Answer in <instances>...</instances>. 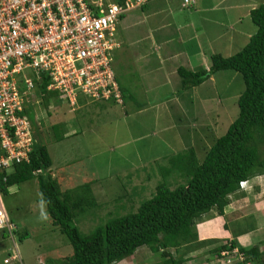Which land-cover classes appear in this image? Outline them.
<instances>
[{
	"label": "rangeland",
	"instance_id": "obj_1",
	"mask_svg": "<svg viewBox=\"0 0 264 264\" xmlns=\"http://www.w3.org/2000/svg\"><path fill=\"white\" fill-rule=\"evenodd\" d=\"M262 3L264 0H243V5L236 12L241 17L249 19L253 28L250 32L252 34L256 32L257 26L246 13L252 6L256 7ZM138 12V10L128 12L123 20V26L128 28L124 30L126 44L123 53H125L120 52L121 47L116 50L114 69L126 89V82L129 79L138 80L134 81L133 87L141 90L136 97L140 104L144 102L158 104V100L164 101L172 92L177 93L182 89L181 84L176 88L181 77L178 75L179 79L171 77L170 80H164L163 74H159L158 71L156 76L150 75L154 76V80L149 81L140 76L142 63L135 58L137 55L135 50L143 51L145 46L135 41L146 33L148 28L137 22L136 25H131L134 23L130 21L131 17ZM168 36L170 37V34ZM247 39L249 41V38ZM240 43L242 42L239 41L238 45ZM174 47L178 49L182 48V45ZM241 48L236 46L233 54ZM149 55L148 61L142 64L145 71L160 68L159 55H154L153 59L152 55ZM188 62L190 61L184 57L179 62L166 61L163 66L174 72L179 65L186 64L188 67ZM209 64L211 60L208 61ZM195 65L199 70V64ZM208 65L206 64L207 67ZM164 71L165 68L163 73ZM194 88L182 89L185 90L182 94L183 103L187 106L186 116H179L177 113L168 116L158 112L156 117V112L150 111L143 115L133 112L128 115L123 106L109 102H104L106 105L95 102L98 106L96 110L93 108L95 103L85 104L86 98H83L84 105L76 113V110H72L62 99L63 102L57 104L52 100L48 106L43 104L39 106L36 103L39 101L35 100V135L39 133V139L48 146L53 159L52 172L61 182L62 189L73 188L87 180L92 181V194L98 206L76 218L83 236L91 234L96 228L104 226L114 218L136 212L141 203L155 192L157 184L155 180H158L156 168L168 165L173 153L178 151L176 148L189 146L188 140L191 143H199L197 151L199 157L203 158L205 147L208 148L215 139L225 134L239 113L238 97L245 88L242 75L233 70H222L214 74L212 79ZM80 115L82 119L78 120ZM186 117L192 120V126L196 124L198 129L195 136L188 140L186 139L188 133L184 132L182 137L178 126L185 121L186 124L182 127H188ZM58 123L66 124L68 129L65 139L60 142L55 140L52 131V126ZM178 181L175 178L171 180L172 184L170 181L169 183L174 188L179 184ZM257 185L264 192V178L258 179ZM263 192L258 197L259 201L261 200L258 202L261 208H264ZM232 198L233 196H230V201ZM4 202L9 219L17 226V233L14 234L12 241L6 229L0 230V264H42L47 259L64 258L73 252L68 237L53 224L46 203L41 199L37 178L10 187ZM216 210L214 208L211 214L196 219L194 230L197 234L202 233L199 223L215 218L213 213ZM243 222H246L244 225L247 226L254 225L249 218H245ZM20 233L27 236L20 239ZM259 246L261 247V244ZM262 246L264 248V243ZM14 248L19 253L20 261L10 258ZM137 251L133 258H128L130 260L123 259L115 264H162L165 260L159 252L153 251L147 245ZM171 251L174 252V249ZM193 254L196 255V251ZM6 258H10V261L5 262ZM195 258L202 260L204 264L206 261L208 264H228L215 262V258L211 257L207 250Z\"/></svg>",
	"mask_w": 264,
	"mask_h": 264
},
{
	"label": "trees",
	"instance_id": "obj_2",
	"mask_svg": "<svg viewBox=\"0 0 264 264\" xmlns=\"http://www.w3.org/2000/svg\"><path fill=\"white\" fill-rule=\"evenodd\" d=\"M250 18L257 30L239 51L227 57L211 53L209 68L202 66L199 70H192L181 66L178 69L182 89L199 86L222 70L240 73L245 88L238 97L237 117L225 134L205 147L203 158L199 157L197 144L173 153L168 165L156 168L155 192L153 190V195L144 200L136 212L114 218L83 236L76 218L98 206L92 194V181L62 189L61 182L52 172L53 159L49 148L39 139V133L35 135L29 160L15 164L11 172L1 174L0 177H7L5 182L0 180L4 197L10 187L37 178L41 199L46 203L53 224L72 244L71 254L60 259H47L42 264H115L133 258L144 245L165 258L162 264H188L184 255L216 243L207 250L215 262L219 261L216 256L221 257L223 249L239 247L245 254V264H264V248L259 245L247 248L235 240L226 243H218V239L199 240L194 230L195 218L200 215L214 208L223 214L230 196H238L242 180L264 175V3L250 11ZM48 83L46 75L38 82L39 91L34 99L39 101L36 102L39 106H48L52 100L56 104L63 102L57 90L47 89ZM118 83L120 85L119 80ZM120 88L124 98L122 104L108 100L96 103L123 106L130 95L122 85ZM96 103L93 108L98 110ZM79 109H75L76 113ZM35 110L34 101L27 111L34 126ZM80 119L82 115L78 117ZM52 131L55 140L60 142L65 139L68 129L66 124L58 123L52 126ZM175 178L179 184L172 188L171 180ZM25 236L27 234L19 235L20 239ZM182 248L184 254L179 252Z\"/></svg>",
	"mask_w": 264,
	"mask_h": 264
},
{
	"label": "built area",
	"instance_id": "obj_3",
	"mask_svg": "<svg viewBox=\"0 0 264 264\" xmlns=\"http://www.w3.org/2000/svg\"><path fill=\"white\" fill-rule=\"evenodd\" d=\"M148 1L0 0V176L30 158L36 136L27 111L43 75L49 78L47 89L57 90L72 110L84 105L83 98L85 104L123 103L114 69V53L121 47L118 24ZM0 180L5 182L6 175ZM16 228L0 189V230L14 241ZM216 257L245 264V254L236 247ZM10 258L20 261L16 248Z\"/></svg>",
	"mask_w": 264,
	"mask_h": 264
},
{
	"label": "crops",
	"instance_id": "obj_4",
	"mask_svg": "<svg viewBox=\"0 0 264 264\" xmlns=\"http://www.w3.org/2000/svg\"><path fill=\"white\" fill-rule=\"evenodd\" d=\"M242 5L243 0H190L188 3H185V0H149L145 5L131 10V12L135 10L139 11L138 14L131 17L130 21H134L131 25H136L137 22L148 28V31L135 41L139 45L143 43L142 45L145 46V50L143 51L139 49L135 50L137 52L135 58L139 59L140 63L145 64L148 61L147 58L150 56L149 54L152 55V59L153 56L157 54L160 57L158 59V66H160V68L158 69L145 71L146 69L140 64V76L142 75L143 79L146 80H154V76L150 75L156 76V72L158 71L159 74H163L164 80H170L171 77L179 79L181 75L178 69L184 65H179L175 68L174 72H172L163 66L166 61L179 62L180 59L186 57L190 62H188V67H186V64L184 67L197 70L196 68L198 67L195 64H199V69L202 66L207 67L206 64L208 65V61L211 60V53H220L226 57L231 56L236 46L241 48V46L247 44V38L252 35L250 32L253 31L249 19L247 20L236 13ZM253 8H255V6H252L249 12L246 13V15L248 14L247 17H250V11ZM126 17L127 13L121 17L118 24L117 35L121 43V53L125 50L124 46L126 44L124 30L128 28H125L122 24ZM168 34H170V37ZM238 40L242 42L240 45H238ZM178 45H182V48L179 47L176 49L174 47ZM210 65L211 64L208 66ZM164 68L166 71L163 73ZM213 76L214 75H212L210 79H212ZM117 78L119 80V77ZM134 81L138 80L129 79L126 82V89L119 80L120 85H122L130 95H128L129 97L126 98V103L123 105L126 114L129 115L133 112L138 115H143L148 111L156 112V117H158V112L168 116H173L174 113H177L179 116L186 114L185 107L187 106L183 103L184 95L182 93L191 88L185 90L179 89L177 93L174 91L172 95L166 97L164 101L163 99L158 100V104L154 102H144L140 104L139 99L136 97L139 96L138 94H140L139 92H141V90L133 87ZM147 84L148 82H146V85ZM180 84L182 85V79L180 83L176 84V88H178ZM143 85L145 86L144 83ZM193 89L195 88L193 87ZM146 94H149L148 89L146 90ZM186 118L188 127H182L186 124L185 121L178 126L180 127L179 131L180 134L182 133V137L185 133H188V137L186 138L188 140L195 136V132H197L198 129L196 128V124L192 126V120L188 117ZM187 142H189V146L176 149L180 151L199 144L194 142L191 143L189 140ZM260 178H264V175L256 176L250 180L254 190L253 188H248L247 190L241 189L240 192H238V196L233 195L232 200L224 209L223 214L216 210L213 213L215 218L209 221L204 220L199 223V228L202 232L198 234L199 240L218 239L219 241H223L222 243L235 240L240 245L247 248L258 246L259 244H261V248L263 247L264 231H262V229L264 227V208H261L258 204V202L261 201H259L258 197L261 192H263V189L257 185L258 179ZM211 212L212 210L199 217L202 218L203 216H207L211 214ZM198 218H195V222H197L196 219ZM245 218L251 219L254 225H244L246 223L243 222ZM215 245H217V243L211 244L210 246L206 245L203 248L195 249L184 255L187 259V263L204 264L202 260L195 257L198 254L202 255V253ZM195 251L196 255L193 254ZM137 252L138 251H136V253ZM179 252L184 254L185 249L182 248ZM205 263L208 264V261Z\"/></svg>",
	"mask_w": 264,
	"mask_h": 264
},
{
	"label": "clouds",
	"instance_id": "obj_5",
	"mask_svg": "<svg viewBox=\"0 0 264 264\" xmlns=\"http://www.w3.org/2000/svg\"><path fill=\"white\" fill-rule=\"evenodd\" d=\"M251 179H246V180H242L241 182H240V188L241 189H244V190H247L248 188H253L252 186L253 185H251V181H250ZM233 248H235V247H233ZM236 248H239V247H236ZM232 249V248H231ZM240 249V248H239ZM223 250H226V249H223ZM222 250V251H223ZM221 251V252H222Z\"/></svg>",
	"mask_w": 264,
	"mask_h": 264
}]
</instances>
